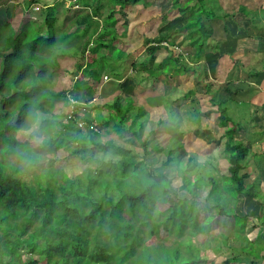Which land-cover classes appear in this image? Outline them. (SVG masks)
Returning <instances> with one entry per match:
<instances>
[{"label": "trees", "instance_id": "trees-1", "mask_svg": "<svg viewBox=\"0 0 264 264\" xmlns=\"http://www.w3.org/2000/svg\"><path fill=\"white\" fill-rule=\"evenodd\" d=\"M174 1L173 7H177L179 15L170 12L163 16L164 26L159 38L144 40L147 61L132 66L147 73L153 80L154 90L158 89V81L162 79L167 89L176 88L180 76L196 71L175 51L161 64H156L158 51L163 48L171 52L160 43L170 45L169 40L175 34L185 32L188 46L194 49L192 63H197L203 54L214 49L216 41H212L211 34L214 21L220 18V23L229 19L220 0H217L218 5H214V0L211 2L221 13L219 15L208 9L211 0ZM80 2L86 10H91V14L74 21L73 37H83L79 29L89 25L94 18L101 19L103 10L111 9V12L98 34L97 48L88 52L89 43L83 49L82 59L89 60L88 54L93 56L86 61L84 70L79 68L82 73L73 89L67 92L55 93L51 86L53 71L61 70V62L67 57L64 50L56 47L62 38L57 36V10L47 8L46 33L33 39H29L28 28L19 37L15 36L9 15L7 22L0 25V140L3 144V158H0V264H206L203 260L207 257L205 247L217 251L223 249L229 239L218 227L224 219L232 225L225 230L235 234L237 242L250 246L249 249L241 248L245 253L242 256L248 259L250 255V264H261L264 252L252 253L254 242L247 244L245 231L249 216L235 209L241 198L252 199L247 174L250 145L241 126L234 123V127L228 126L232 121L224 108L227 102L221 98L211 100L218 108L220 137L226 139L225 173L216 175L217 171L213 170L203 177L180 170L179 162L170 167L175 153L172 148L166 158L151 162L152 155L159 151L158 147L152 148L151 138L160 135L159 131H165L166 123L162 118L146 122L144 118L149 113V106H144L137 97L117 94L111 103L100 104L102 111L107 108L102 124L96 122L97 116L92 115L93 107L90 109L89 106L105 69L111 67L108 58L97 59L98 52L112 48L118 37L126 35L129 5H148L145 0H107V4L98 0L94 9L88 0ZM120 22H123L122 34L118 32L120 29L114 28ZM173 22L182 25L167 33L168 25ZM109 36H113L112 40L104 39ZM174 45L170 46L176 47ZM117 52L122 57L123 53L115 51V54ZM197 84L196 92L202 91V85ZM224 92L229 94V89L224 88ZM68 96L82 104L71 119H68V109L63 117L52 112L59 100L67 106ZM155 109L160 110L159 107ZM30 111H38L45 117V141L35 149L38 160L34 159L28 169L39 166L45 148H54L56 154L61 152L87 164L99 154L111 158L95 168L87 167L75 179L67 177L59 168H44L34 172L30 182L24 181L19 175L24 169L21 165L4 164L3 161L5 157L15 155L18 148L25 147L19 143V134ZM81 122L85 123L82 128L79 127ZM108 126L119 135L130 134L131 142L139 145L140 151L117 144L115 139L103 138L102 130ZM135 153L145 157L144 160H139ZM146 160L150 167L143 168ZM190 161L188 159L189 164ZM142 168L144 173L140 172ZM225 199L228 205L224 203ZM209 209L215 210L217 215H207ZM237 218L241 219L239 226L236 225ZM190 231L201 238L198 239L200 242L188 234ZM168 236L177 239L171 246L156 242V239ZM222 236L225 241L215 244L216 238ZM208 238L212 240L208 242ZM261 238L264 235L255 241ZM20 251L28 254V261L20 260ZM36 253L40 258H34Z\"/></svg>", "mask_w": 264, "mask_h": 264}, {"label": "rangeland", "instance_id": "rangeland-1", "mask_svg": "<svg viewBox=\"0 0 264 264\" xmlns=\"http://www.w3.org/2000/svg\"><path fill=\"white\" fill-rule=\"evenodd\" d=\"M234 0H225L226 3H229V6L233 5ZM89 4H92L96 6L98 3V0H88ZM148 7H144L141 5H129L126 14H127V21L129 22L127 26V32L126 37L124 40H121L123 42V46L119 45L116 42V46L121 48H131L128 51H134L135 54L140 53L141 51H144V40L143 38H146L148 40H157L159 38V34L161 32V28H163L164 24H162V18L165 14L170 12H175L176 15H179L177 12V7H173L175 5L174 0H145ZM212 0L210 1L209 5L207 6L208 9H212L217 15L221 14L219 11L215 10V8L212 7ZM255 3H258V1H253ZM242 3V2H240ZM103 4H107V0H104ZM236 4V3H235ZM214 5H218V3L214 0ZM49 6H55L54 8L57 10V17H58V24L56 25V30L59 33L57 36H61V42L56 43V47L60 48L61 50H64L66 52L67 57L62 60V69L61 70H55L53 71V75L51 77V86L53 88V91L55 93H59L61 91H70L73 89L75 84V76L79 72L82 73L80 69L75 68V53H78V66L83 65L82 55H81V48L78 47L80 44V41L77 42L76 39L71 38L69 32L71 30H74L76 26L74 24V21L77 19V17L81 15H85L86 12H90L89 10L83 9V6L81 5L80 0H2L0 2V18H6L8 15L10 16V19L12 20V25L15 27L14 30L16 34L20 33V30H23L27 25H30L31 28L38 29L40 28L44 23L43 19L46 15L45 9ZM95 9V7H94ZM235 10V9H234ZM233 10V11H234ZM7 11L9 14H7ZM104 11V18H107V11ZM111 10L108 9V12ZM229 9L223 12H229ZM208 13H206L207 15ZM191 15V14H190ZM171 16H173L171 14ZM118 17V16H117ZM198 18V16H197ZM130 20V21H129ZM101 22V24H100ZM99 23H95V25L98 24V26L90 30V32H86L89 36L93 34L94 31L98 32L100 31V25L105 26L106 22L101 20ZM6 22H3V25ZM244 22H241V24ZM182 24H175L174 22L171 25H168V28L166 29L167 33H171L173 28L178 27ZM221 29L226 25L228 26V30L232 35L237 34V30L235 29V21H226L223 24H216ZM216 25L212 28L211 34L213 35L212 41H219L223 45L226 42V45L228 44L229 36L226 33V36L218 37L214 34L216 31ZM114 28L120 29L119 34H122L124 31L123 28V22L118 23L115 25ZM40 29H45V26H43ZM31 30V29H30ZM39 30V29H38ZM218 33V32H216ZM66 34V35H65ZM118 34V35H119ZM64 35V37H63ZM169 35V34H168ZM173 35V34H171ZM240 38H244V32L242 34L239 33ZM69 37L68 39H66ZM98 37V36H97ZM133 37V38H128ZM59 38V37H58ZM220 39V40H219ZM173 40V41H172ZM90 42H93L95 44V48H97L98 45V38L89 40ZM88 42V43H90ZM171 45H176L177 50H172L176 52V55H184V62H188L189 66L193 65V67L196 69L194 73H187L185 75L180 76L177 80L179 81V86L176 88H170L167 89L164 87L165 82L164 80H159L158 82V89H153V80L148 77L147 73H142L138 71V68H130L128 66V75L132 73V80L135 81L137 87L133 86V89H130L127 87L128 83L131 82H125L126 80H122V78H125V75L127 73H123L121 76H116L112 73L110 70L111 67L105 69V74L109 75L106 76L105 82L107 84H113L115 83L114 80L118 81L121 79V81H118L119 83L122 82L123 86L126 87L127 90L122 91L120 89V85L118 83H115V88L117 94H124L127 97H130L129 95H135L137 98H139V102L147 105L146 100L151 102H154L156 104H159L160 110L157 111V109L149 110V113L145 116L144 120L146 122L149 121H157V119L162 118L166 125H165V131H159L160 135H153V138H151V146L152 148L158 147L159 151L154 153L151 157V162L156 163L159 162V160L166 158L169 150L172 148L174 153L173 161L170 164V167L176 166V164L179 162L181 165L180 170L185 171L188 170L189 174H200L201 176L205 177L206 174L209 172L215 170L217 171L215 174L220 175L225 173V143L226 139L220 137L222 135V130L219 128V119H218V108L214 105H212L211 100L216 94L215 90L210 89L208 91V94L204 95L203 93L196 92L197 83L200 82L202 76L198 75L197 71V63H192L191 60L193 57L194 49L190 48L188 49V42L186 40V34L185 32H180L178 34H175L173 39L169 40ZM174 45V46H175ZM77 46L78 49H74V47ZM115 46V45H114ZM217 46V45H216ZM217 48V47H216ZM228 46H224V50H228ZM89 50H93V46H89ZM95 50V49H94ZM114 50V49H113ZM107 51V50H106ZM169 52L166 50L160 51L161 53L157 54L158 62L163 60L168 55H173V52ZM105 50L101 49L99 51V54H103ZM169 52V54H168ZM175 54V53H174ZM89 60H90V54ZM116 58H120L121 55L117 52L115 54ZM74 58V59H73ZM88 60V59H87ZM147 61L146 53L144 52L142 56H136L135 57V63H137V66L141 65V63H144ZM137 70V71H136ZM0 71H2V66L0 67ZM79 75V74H78ZM209 75V74H208ZM114 80H113V79ZM206 77L202 78L203 80ZM103 80V78H102ZM101 80V82H102ZM132 81V82H133ZM91 81H88V83ZM104 82V81H103ZM133 83V85H135ZM201 83V85H202ZM129 86V85H128ZM109 87V85H108ZM144 87V88H143ZM101 87H98L95 91V98L94 101L89 105L90 108L99 107L101 109V105L105 104V101H110L112 98H107V92L105 95V91H103ZM110 90V89H109ZM111 92V91H110ZM189 95V97H186L185 95ZM194 92V93H192ZM9 95V93L7 92ZM157 97V98H156ZM97 98H100L96 100ZM106 99V100H105ZM101 104V105H100ZM104 106V105H103ZM66 103L64 101H57L53 113L63 117L66 114ZM92 108V109H93ZM103 111L100 110H94L92 112V115L94 117L97 116L98 124L103 123L102 116H106L107 108L104 107ZM138 110L139 107L136 106ZM136 110V109H135ZM137 111V110H136ZM49 119H52V117H48ZM143 120V121H144ZM229 127H234L233 123L228 124ZM102 137L105 139H115L117 144H126L128 147L133 148L135 151H140L138 149L139 145H135L131 141L133 140L130 134L126 135H119L116 132H112L111 126H108V129L102 130ZM3 148L2 141L0 140V158H3L1 154V150ZM251 153V152H250ZM137 153H135V156ZM140 156H136L139 160H144L145 157H143L141 154ZM176 155V156H175ZM41 160L39 161V166L33 169H28V165L25 166L21 163L20 159L17 157V155H13L10 157H5V161H3L4 164H7L9 162L10 164H13L14 166L21 165L23 170H20V176L23 177V180L26 182H30L34 178V172H40L39 170L44 168H59L60 170H63V172L69 177L70 179H75L77 176L81 175L83 172H85V169L87 167L92 166V168H95L105 159L111 158L110 156H104L99 154L95 158V160L90 161V163H84L79 160V158H68L67 154L64 153H57L55 152L54 148H45L41 152ZM62 159V160H61ZM188 159L191 160L190 164L188 162ZM58 160H60L58 162ZM150 167V162L146 160V164L143 165V168ZM189 167V168H188ZM141 169V173H144V169ZM172 174V173H171ZM220 191V190H219ZM217 191V193H219ZM219 195V194H218ZM217 195V196H218ZM224 195V194H222ZM231 195V194H230ZM229 195V196H230ZM226 196V193L225 195ZM257 199H238L237 207L235 208L236 211L240 214H247L249 218L252 221V218H256L255 225L256 228L259 224H261V221L264 222V217L258 218L255 216L257 213L256 209L260 205H264V197L260 194H258ZM231 197V196H230ZM214 204V202H211ZM224 203L228 205L227 199H225ZM243 203H245L243 205ZM232 206V205H231ZM244 206V207H241ZM234 207V206H233ZM249 213V214H248ZM207 215L209 216H216L217 212L215 210L209 209L207 212ZM259 215V214H258ZM261 215V214H260ZM252 217V218H251ZM225 220V219H224ZM222 220L218 227H220L221 233L228 236V240L226 245L222 248H219V250H212L209 249V247L206 248L207 257L203 258V260H206V264H250L251 260L250 255L246 257L242 256V254L245 255L244 252H242L241 248L249 249L250 246H247L246 243L240 241H236L235 234H232L228 230H225L226 228H232V225H229L225 223V221ZM241 224V219H236V225L239 226ZM251 223H249L250 225ZM219 229V228H217ZM216 229V230H217ZM218 231V230H217ZM188 234H191L194 239H199L198 235L194 232L190 231ZM214 235V233H212ZM215 235L217 236V233L215 232ZM254 235H249L247 237V244H249L251 241L255 240ZM224 237L216 238V242H223ZM177 239L174 236H168L164 238H158L156 239V242L162 241L166 246H171ZM198 240V242H200ZM208 242L211 241V238L207 239ZM225 241V240H224ZM257 242V243H256ZM236 244V246H235ZM254 246L252 249V253L255 252L259 255V253L264 252V238H261L257 241H254ZM246 245V246H245ZM215 246V245H214ZM242 246V247H241ZM20 260L28 261L29 256L25 251H20ZM40 258V255L36 253L34 255V258ZM237 257L236 260H230ZM261 264H264V260L260 262Z\"/></svg>", "mask_w": 264, "mask_h": 264}, {"label": "crops", "instance_id": "crops-1", "mask_svg": "<svg viewBox=\"0 0 264 264\" xmlns=\"http://www.w3.org/2000/svg\"><path fill=\"white\" fill-rule=\"evenodd\" d=\"M215 1L217 2V0ZM253 1H258V3H255ZM220 4L225 11L230 7V11L226 12L227 15H229V19L226 18L222 22L218 23L220 18H217V20L214 21L213 27L216 24H223L226 21L233 20L236 23L234 27L237 30V34L232 35L228 30V26L226 25L222 29L216 25V31L214 32V34L218 37L224 38L226 36V33H229V40L227 45L226 42L223 45L218 40L214 42L213 51H209L203 54L204 57L197 62L198 75L202 76V78L206 77L203 80V83L202 78L199 82V85L202 83L203 87L202 91H200L199 93H203L204 95H206L208 94V91L210 89L215 90L216 94L213 98L217 100L221 98L223 99V101L227 102L224 106L227 117L231 119L232 123L241 126V128L243 129L245 139L250 145L251 152H249V156L247 158V174L249 175V188L252 198L257 199L259 197L258 194L264 197V0H234L232 6H229V3H226L225 0H220ZM97 5L98 3L96 4V6H92L94 8L97 7ZM52 7L55 6H49L47 8ZM47 8L45 9V11H47ZM83 9L85 8L83 7ZM88 13L91 14L90 12H86L85 15H87ZM7 14H9V12H7ZM106 14V16L108 17V11ZM82 16L83 15L77 17V19L82 18ZM45 18L46 15L43 19L44 24L40 28L45 26ZM7 20L8 17L7 19L1 17L0 25H3V22H7ZM101 20L106 22L107 18H104V16L101 19L94 18L92 21H90L89 25L83 26L79 29L81 30V32H83V37H73L74 39H76L77 42L80 41L78 47L81 48V55L83 49L87 45H89V40L97 39V36L100 33V31H94L93 34L89 36L88 34H86V32H90V30L93 28L96 29L98 24L95 25V23H99ZM241 22L244 23L241 24ZM11 27L12 32L17 37H19L20 34L23 33V30L27 28L29 33V39H33L36 35L44 36L46 33V29L43 30L38 28L39 30H33L30 25H27L25 28H23V30H20V33L16 34L14 30L15 27L12 25V23ZM74 27L76 29V26ZM99 27L101 29L104 26L100 25ZM74 30H71L69 32L71 38V33H73ZM243 32L244 38H240L239 33L242 34ZM58 33L59 31L57 32V34ZM125 37L126 35L124 37H118L114 42L115 46L113 45L112 48L108 49L107 51L105 50L103 54H99L98 52L97 59H100L101 57L108 58L107 62L108 64H111L110 70L116 76H121L123 73H127L125 75V78H122V80L124 79L126 80L125 82H131L127 84V87L133 89V86L137 87V85L135 81L132 80V73L128 75L127 68L129 66L133 69V65L137 67V63H135V57L142 56L145 52V48L143 49L144 51L135 54L136 52L134 51H128L130 50L132 44L130 48H127L128 50L125 49L126 47H117L116 42L119 45L123 46L124 41L122 42L121 40H124ZM68 38L69 37H67L66 39ZM112 38L113 36L104 37V39L107 40H112ZM128 38L130 39L133 37ZM90 45H92L93 49H95V44L93 42H90ZM224 46L229 47L227 51L224 50ZM78 47L75 46L74 49H78ZM187 48L190 49L191 47L187 46ZM163 50L165 49L162 48L160 51ZM90 51L91 50H89L88 52ZM115 51H120L121 53H123L121 59L116 60ZM160 51H158L157 54L161 53ZM157 54L156 64H161L168 56H170H166L163 60L157 63ZM73 55L75 58V68L79 69L80 67H82L81 70H84L87 60H83V65L78 66V53H75ZM90 56L93 55L90 54ZM78 74L81 73L79 72ZM78 74L74 75L75 81L79 77ZM106 76L109 75L104 73L103 80L100 83L101 87L103 88L100 89H102L103 91L106 90L104 93L106 95L107 92V98H112L114 95L117 94L115 83H118L120 85V89L122 91L128 89H126V87L121 84L122 82H118L121 81V79L116 81L113 78L112 79L115 83L102 86V84L107 83L104 81V78H106ZM133 83H135V85H133ZM226 87L229 89V94L224 92V88ZM129 96L136 97L135 95ZM98 99L100 98H97L96 100ZM146 104L150 107V110L159 107V104L151 102L150 99L149 101L146 100ZM94 110L100 109L99 107H94L93 111ZM217 117L219 119V114ZM255 209L257 211V214L255 216L257 218L258 216L259 218L264 217V205H260ZM255 221L256 218H252V221L249 218L245 235L246 237H248L252 234L254 235L253 237H255L256 240L258 236L264 235V222L261 221V224H259L257 226L258 228H256V225L254 224ZM249 223L251 224L249 225ZM255 240L251 242H254Z\"/></svg>", "mask_w": 264, "mask_h": 264}, {"label": "clouds", "instance_id": "clouds-1", "mask_svg": "<svg viewBox=\"0 0 264 264\" xmlns=\"http://www.w3.org/2000/svg\"><path fill=\"white\" fill-rule=\"evenodd\" d=\"M174 48L176 47H171L169 45L171 51L175 50ZM44 120L45 117L38 111H30L27 115L24 126L20 129L19 143L25 147L18 148L16 155L25 166L33 163L34 159L38 160V157H35V149L45 141V131L43 127Z\"/></svg>", "mask_w": 264, "mask_h": 264}, {"label": "built area", "instance_id": "built-area-1", "mask_svg": "<svg viewBox=\"0 0 264 264\" xmlns=\"http://www.w3.org/2000/svg\"><path fill=\"white\" fill-rule=\"evenodd\" d=\"M159 45L169 48V44L166 42H163L162 44H159ZM174 49L177 50V47ZM78 106H82L79 100L72 96H68V113H69L68 119L73 118V114ZM84 107L86 106L84 105ZM84 125L85 123L81 122L79 124V127L82 128ZM95 131H98V129L96 128Z\"/></svg>", "mask_w": 264, "mask_h": 264}]
</instances>
